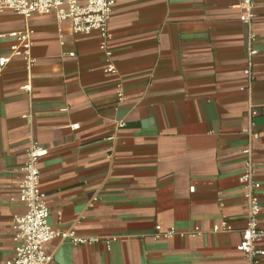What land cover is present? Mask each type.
<instances>
[{
    "label": "crops",
    "instance_id": "0c3cea01",
    "mask_svg": "<svg viewBox=\"0 0 264 264\" xmlns=\"http://www.w3.org/2000/svg\"><path fill=\"white\" fill-rule=\"evenodd\" d=\"M253 2L249 89L237 0H116L108 30L118 76L104 71L97 31L74 33L53 14L0 13V55L28 25L34 59L29 73L19 57L0 71V263L16 244L12 218L25 211L17 187L31 139L46 149L38 166L49 225L97 238H53L48 264L243 263L249 106L264 227V0ZM222 221L230 230L213 231Z\"/></svg>",
    "mask_w": 264,
    "mask_h": 264
},
{
    "label": "built area",
    "instance_id": "2783aa9c",
    "mask_svg": "<svg viewBox=\"0 0 264 264\" xmlns=\"http://www.w3.org/2000/svg\"><path fill=\"white\" fill-rule=\"evenodd\" d=\"M116 0H0V13L11 11L28 19L33 14H53L58 21L69 20L74 33L87 35L97 31L99 49L105 57L104 71L118 76L117 68L109 48L110 33L108 21ZM240 8L239 20L247 27V66L243 70L246 86L249 89L253 76L251 72L252 57L256 50L253 43L256 39L253 32V0H237ZM32 29L28 25L23 30L11 33L16 43L9 48L8 55H0V71L13 58L19 57L24 61L26 72L29 73L34 59L30 56L32 45ZM1 36V35H0ZM73 56L74 53H68ZM22 89L29 90L27 83ZM115 97L118 102L123 99V84L118 78L115 83ZM257 110L249 106L248 123L243 129L247 142L242 147L240 155L243 167L238 181L243 189L246 225L241 231V239L236 250L242 254V264H260L264 259V227L259 224L260 199L258 191L260 182L255 176L252 144L258 138L255 130L254 117ZM30 117V114L26 115ZM121 125V124H120ZM77 124L71 125L73 129ZM46 149L31 139L26 148V160L20 167L21 182L17 187V198L24 205L25 211L12 218L15 247L11 257L0 264H48L51 254L46 250V244L55 237L68 239L72 244H92L97 238L93 236H78L72 230H54L48 223L49 208L45 201V193L40 188L39 159L45 155ZM193 188L191 187L190 190ZM220 228L214 226L213 231H229L230 226L222 221ZM156 228H159L156 226ZM172 230L166 233L172 234ZM109 244V242H108Z\"/></svg>",
    "mask_w": 264,
    "mask_h": 264
}]
</instances>
